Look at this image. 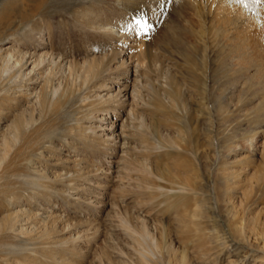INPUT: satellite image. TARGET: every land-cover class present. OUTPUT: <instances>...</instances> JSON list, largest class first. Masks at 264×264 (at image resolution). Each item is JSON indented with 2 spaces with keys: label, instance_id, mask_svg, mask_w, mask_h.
<instances>
[{
  "label": "rangeland",
  "instance_id": "rangeland-1",
  "mask_svg": "<svg viewBox=\"0 0 264 264\" xmlns=\"http://www.w3.org/2000/svg\"><path fill=\"white\" fill-rule=\"evenodd\" d=\"M246 1L0 0V72L23 65L0 133L26 120L38 143L0 160V264H264V4ZM231 9L251 26L227 34Z\"/></svg>",
  "mask_w": 264,
  "mask_h": 264
},
{
  "label": "bare ground",
  "instance_id": "bare-ground-1",
  "mask_svg": "<svg viewBox=\"0 0 264 264\" xmlns=\"http://www.w3.org/2000/svg\"><path fill=\"white\" fill-rule=\"evenodd\" d=\"M246 3L248 4V8L256 9V6L251 4V3H249V0H247ZM244 10L242 11V14L239 13L238 11H236L235 9H231V10H228L226 12L220 13V15H221L220 21L225 24V31L227 32V34L231 33V32L233 33L232 30L236 31L237 28L239 27V25L241 24V22L243 21V23H244L247 20L246 19L247 17L244 16L245 14H247V12H245ZM247 21H249V20H247ZM247 23L249 24V22H247ZM236 25H237V28H236ZM249 26H251V25L249 24ZM243 28H245V27H243ZM112 29L113 28H111V27L108 28V30H110L113 33L117 32V31L112 30ZM249 29H247V31ZM244 30H246V29H244ZM238 31H239L238 33H241L240 30H238ZM236 33H237V31H236ZM244 36H246V35H244ZM241 39L244 40L243 38H241ZM242 40H240L241 42H239L238 45H235L234 49L232 50L233 54H235L236 57H239L240 60H241V58L242 59H246L247 57L250 56V54H252L253 51L255 52V50H256V49H253L254 46L251 47L252 43L248 44L247 42H242ZM8 48H6V49H8ZM257 50H259V49H257ZM260 52H261V50H260ZM257 54L258 53H256V55ZM2 62H4V65H5L6 68H5L4 71L0 72V92L2 90L5 91V89H6V86H4L5 83L7 82L6 81V74H7L6 72H8L9 69L22 68V66H23L22 65V58H15V55L13 54V52L7 53V55L4 58H2ZM8 101H9V98L5 97L4 101L0 102V107L1 108L4 107L6 105V103H8ZM0 110H2V109H0ZM1 113H2V111H0V114ZM25 122H26V120H23V124L19 125L18 123L14 122V121H11L10 124L5 125L3 127V129H2L3 131H2V133H0V160L2 158H6L8 156L10 157L11 156V151L13 149H15L14 155L15 154H18V155L21 154L22 162L29 161L32 158V156L35 154L36 146L38 145L37 140L33 139V138L28 139L26 137H23V130H27V126L25 125ZM19 141H20V143H19ZM185 189H187V188H185ZM16 229L19 230L21 233H23L24 231L28 230L26 228V226H24V225L17 226ZM238 250H239V248L236 249V251H238ZM234 255H236V254H234ZM185 259L186 258L183 255L180 260H177L175 262V264H178L179 262L184 264ZM228 264H238V263H237L236 260H234L233 258L229 257Z\"/></svg>",
  "mask_w": 264,
  "mask_h": 264
},
{
  "label": "snow or ice",
  "instance_id": "snow-or-ice-1",
  "mask_svg": "<svg viewBox=\"0 0 264 264\" xmlns=\"http://www.w3.org/2000/svg\"><path fill=\"white\" fill-rule=\"evenodd\" d=\"M254 3H258V4H264V0H253ZM141 21L137 20V24H140Z\"/></svg>",
  "mask_w": 264,
  "mask_h": 264
}]
</instances>
